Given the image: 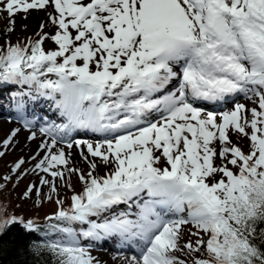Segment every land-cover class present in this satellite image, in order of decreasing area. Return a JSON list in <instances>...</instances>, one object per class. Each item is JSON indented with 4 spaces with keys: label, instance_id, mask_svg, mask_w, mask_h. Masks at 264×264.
Returning <instances> with one entry per match:
<instances>
[{
    "label": "snow or ice",
    "instance_id": "1",
    "mask_svg": "<svg viewBox=\"0 0 264 264\" xmlns=\"http://www.w3.org/2000/svg\"><path fill=\"white\" fill-rule=\"evenodd\" d=\"M32 11L35 38L0 44L20 125L0 158L22 130L37 144L0 193L35 176L19 199L55 208L0 204V256L102 264L115 239L116 264H264V0H0L4 35Z\"/></svg>",
    "mask_w": 264,
    "mask_h": 264
},
{
    "label": "rangeland",
    "instance_id": "2",
    "mask_svg": "<svg viewBox=\"0 0 264 264\" xmlns=\"http://www.w3.org/2000/svg\"><path fill=\"white\" fill-rule=\"evenodd\" d=\"M42 19H46L45 14L43 12H37L32 11L28 15V19H21L17 18V24H16V31L11 34V36H4L3 41H0V44H2L5 40L11 39L13 43H16L17 40L23 41L26 37H32L35 38L34 33L38 31V24L41 22ZM27 25V29L24 30L23 26ZM3 24L0 23V32L3 31ZM49 29L46 27L45 31H48ZM46 47H51V45L47 44ZM1 95L3 94L6 98L9 96V90L8 88L1 89ZM2 95V96H3ZM6 101V100H5ZM0 101V103L3 104V107H0V141H2L6 135L9 133V127L3 123V120L12 121L9 119L10 116L14 115L10 109V106L5 102ZM242 102V101H241ZM58 112V110L56 111ZM84 135V134H81ZM86 138V137H84ZM90 139L92 137H89ZM243 145H247V141H241ZM2 150V149H0ZM246 150V147H245ZM29 152L26 150H18V144L15 146L14 150H9L5 157L0 158V176L6 175L10 171V167L21 157L27 159L29 156ZM80 167H85V165L82 162H78ZM26 168L32 167V162L25 165ZM34 179H36L35 176H28L24 180H22L19 184V186L13 190L12 184L9 183L7 186V189L0 193V204L5 205L7 208V211L10 213H14L16 215H24L28 217H35L37 214L41 219H43L44 215L51 214L54 211L55 206L50 203H45L41 208H35L32 206L31 201H23L20 200V194L24 192L27 185L32 182ZM3 181H0L2 183ZM73 185L77 188V190L80 189L79 183L73 179L72 181ZM63 194V190H62ZM70 195V193H68ZM19 205V207H17ZM114 243L115 239H110L108 241H102L99 244L102 245V249L99 250L97 248L92 247V253L94 256H96L102 264H116V262L113 260V256H115L118 253H121V255H124L126 253V249L118 248L115 252L114 249L111 250L110 245L108 244ZM99 245H97L98 247ZM121 250V251H119Z\"/></svg>",
    "mask_w": 264,
    "mask_h": 264
},
{
    "label": "bare ground",
    "instance_id": "3",
    "mask_svg": "<svg viewBox=\"0 0 264 264\" xmlns=\"http://www.w3.org/2000/svg\"><path fill=\"white\" fill-rule=\"evenodd\" d=\"M42 111H45V110L42 109ZM46 112L59 116V113L56 112L55 106H53V105H52V109L51 110H47ZM12 114H14V115H12V116L9 117V119H11L12 121L3 120V123L9 127V132H10L11 129L20 126L19 124L16 123L15 113H12ZM55 122L56 123L62 122V118L59 116V119L56 120ZM27 135H28V132L27 131L22 130L20 132V134L18 136V139H19L18 150H26V151L29 152V154H31L35 150L37 142L28 143L26 141V139H25ZM119 251H121V250H119ZM115 256L116 257H119V256H121V253H118Z\"/></svg>",
    "mask_w": 264,
    "mask_h": 264
},
{
    "label": "trees",
    "instance_id": "4",
    "mask_svg": "<svg viewBox=\"0 0 264 264\" xmlns=\"http://www.w3.org/2000/svg\"><path fill=\"white\" fill-rule=\"evenodd\" d=\"M4 33L3 31L0 32V41H3L4 39ZM9 238H17L19 240L25 239L23 237L22 230L17 226L12 229V231L9 234V237H6V239ZM20 258L15 255V253H8L3 256H0V264H17L18 260Z\"/></svg>",
    "mask_w": 264,
    "mask_h": 264
}]
</instances>
